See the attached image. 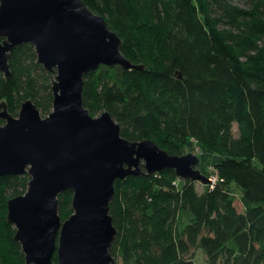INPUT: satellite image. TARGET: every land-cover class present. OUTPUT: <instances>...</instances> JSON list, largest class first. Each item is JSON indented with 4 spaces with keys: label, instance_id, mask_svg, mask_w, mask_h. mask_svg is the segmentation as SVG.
Returning <instances> with one entry per match:
<instances>
[{
    "label": "trees",
    "instance_id": "trees-1",
    "mask_svg": "<svg viewBox=\"0 0 264 264\" xmlns=\"http://www.w3.org/2000/svg\"><path fill=\"white\" fill-rule=\"evenodd\" d=\"M83 1L120 36L123 55L144 66L100 65L86 74L83 104L91 115L108 111L124 138L152 139L172 155L189 153L191 142L222 155L214 164L220 181L202 193L170 168L116 179L110 213L117 264H198L197 249L207 264H264V67L250 71L240 52L262 53L264 0H246L247 11L235 0ZM220 24L249 43L236 50ZM37 59L33 44L18 45L12 77L0 74V102L13 116L28 99L43 117L53 110L54 75ZM30 179L0 176V264H26L7 214ZM232 184L243 191L242 211ZM72 200V190L59 195L63 221Z\"/></svg>",
    "mask_w": 264,
    "mask_h": 264
},
{
    "label": "water",
    "instance_id": "water-1",
    "mask_svg": "<svg viewBox=\"0 0 264 264\" xmlns=\"http://www.w3.org/2000/svg\"><path fill=\"white\" fill-rule=\"evenodd\" d=\"M0 72L12 77L10 55L34 45L37 62L54 75L53 110L33 100L13 116L0 102V176L28 173L26 193L8 202L7 221L26 264H117L111 203L116 179L167 168L182 179L211 184L195 153L172 155L152 139L131 141L106 111L83 104L84 77L100 65L143 70L121 52L122 39L83 0H0ZM73 191V213L62 221L59 195Z\"/></svg>",
    "mask_w": 264,
    "mask_h": 264
},
{
    "label": "rangeland",
    "instance_id": "rangeland-1",
    "mask_svg": "<svg viewBox=\"0 0 264 264\" xmlns=\"http://www.w3.org/2000/svg\"><path fill=\"white\" fill-rule=\"evenodd\" d=\"M235 5L239 10L247 11L248 10V2L246 0H235ZM104 17V16H103ZM105 18V17H104ZM220 30L225 31L229 37H227L231 44H233V47L237 50L238 46H246L245 44L249 43V40L247 39L245 42L241 37H238V33L236 30L228 29V26H224L222 24L219 25ZM230 31L232 33H230ZM251 44V43H250ZM252 44H255L254 41H252ZM258 46L262 49V53L259 54L258 52H248V51H240L241 52V58L242 60L247 64L248 69L252 72L258 71L259 68L264 67V47L261 43H258ZM1 74V72H0ZM3 75V74H2ZM103 114V112L93 115V117H100ZM42 115V114H41ZM3 125V124H0ZM234 132L235 134H238V125L234 124ZM189 153H195L200 158V165L199 169L206 175L210 176L212 175V168L215 164V162L219 161L222 158V155L218 153H208L202 146H198L195 142H191L189 144ZM216 181V180H215ZM211 184H208L210 186ZM197 190L202 193L206 189V184H202L201 182L196 183ZM232 194L235 196V204L239 210H243V205L241 202V198L243 196V191L241 188H239L237 185L232 184L229 187ZM72 215V214H71ZM70 217V216H69ZM68 217V218H69ZM67 218V219H68ZM63 221V220H62ZM65 221V220H64ZM207 255L202 251V249H197L195 251V260L198 264H207Z\"/></svg>",
    "mask_w": 264,
    "mask_h": 264
},
{
    "label": "built area",
    "instance_id": "built-area-1",
    "mask_svg": "<svg viewBox=\"0 0 264 264\" xmlns=\"http://www.w3.org/2000/svg\"><path fill=\"white\" fill-rule=\"evenodd\" d=\"M211 173H212V175H210V176L207 175V177L211 180V185L210 186L214 187L220 181V178H219L218 173L215 170L214 166L212 168V172Z\"/></svg>",
    "mask_w": 264,
    "mask_h": 264
}]
</instances>
